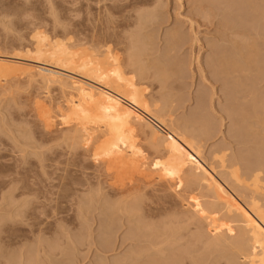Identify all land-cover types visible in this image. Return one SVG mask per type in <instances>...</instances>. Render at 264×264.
Segmentation results:
<instances>
[{
	"label": "rangeland",
	"instance_id": "374dc122",
	"mask_svg": "<svg viewBox=\"0 0 264 264\" xmlns=\"http://www.w3.org/2000/svg\"><path fill=\"white\" fill-rule=\"evenodd\" d=\"M236 1L234 22L246 14L244 2ZM220 3L0 0V54L45 61L33 51L39 31L85 58L102 57L111 47L127 65L133 54L151 77L139 66L126 67V77L154 97L167 119L188 122L202 144L196 160L217 165L213 158L222 151L228 159L256 152L255 142L235 140L226 114L229 92L245 87L225 81L230 79L219 73L214 59L222 48L235 51L230 30L217 23L225 5ZM256 21L262 34L253 42L258 67L252 87L256 98H264V20ZM42 62L29 61L34 74L0 64V264H193L196 255L199 264H229L214 259L230 254L226 247L238 230L227 224L211 192L187 168L157 178L165 150L153 144L148 126L137 128L136 148H123L114 158L93 157L107 133L96 104L95 85H101L89 80L90 88H73L71 80L83 78L77 74L44 79ZM175 63L182 74L174 72ZM250 138L264 140L257 134ZM255 155L240 160L256 164ZM152 208L161 210L146 215ZM137 225L143 226L140 233ZM147 236L156 246L142 240ZM207 244L219 252L211 251L213 256Z\"/></svg>",
	"mask_w": 264,
	"mask_h": 264
},
{
	"label": "bare ground",
	"instance_id": "6f19581e",
	"mask_svg": "<svg viewBox=\"0 0 264 264\" xmlns=\"http://www.w3.org/2000/svg\"><path fill=\"white\" fill-rule=\"evenodd\" d=\"M240 1H243L246 6V9L244 8L246 14L240 18L238 16V20L234 22L231 17L232 8L235 6L233 0H219V3H223H220V5L225 4L226 6H222L223 10L219 7L222 16L217 18V23L230 30L227 35L234 43L235 51L232 52L231 49H229L231 51H227L221 47L222 49L217 50L214 54V59L217 62L219 73L228 76V79H230H225V81H231L235 86L238 83V87H241V85L245 87L244 89L240 88L242 90L239 92L235 90H238L237 87L235 89L233 87L229 88L231 91L234 89L237 93L233 92L234 94H232V92H229L226 114L227 118L234 123L232 133L237 142L244 144L256 143L253 149L258 154L250 151V156L256 154L259 157L256 164L241 162L240 158L248 160L246 158H250L249 155L248 157H246L247 155L240 156L239 159H236V155L235 158L228 159L226 151L219 152V155L214 156L213 159L217 161V165L212 164V162L208 165L202 159V162L196 160L194 155L200 159L203 153L201 151L202 144L198 140V135L188 129V122H184L187 125L185 126L172 117L167 119L163 109L154 97L146 95L145 90L133 81L134 78L132 80V78L126 77L125 70L128 66H139L142 69V75L147 78L151 77L149 71L139 65L133 54L130 55L127 65L121 62V58L114 54L111 47H107L108 52L103 53L102 57L100 55V57L85 58L84 56H78L80 52L73 51L71 47L66 45L67 42L63 44L59 40L53 41L42 31H39L33 35L35 40L33 51L39 58L47 57L45 61L30 59L26 56L24 58V56L16 54H0V64L22 66L28 72L34 74L32 70L36 66L34 64L33 66L29 61H43L38 68L44 79L58 74H62L65 79H70L75 77L72 74H77L83 78L78 76L76 79L73 78L75 80H71L73 88L86 90L92 85L90 81L101 85L102 87L95 85L96 104L99 109V118L106 125L107 133L103 138L104 143L94 150L93 157L96 159L114 158L123 148H136L137 128L148 126L153 144L156 147L163 145L165 150H163L164 160L160 164L162 171L158 173L159 177L157 178H165L168 175L176 176L180 170L187 168V172L194 175L196 181L211 192L214 198L213 204L218 206L223 217L227 219L226 222L230 228L238 230V235L236 232V237H233V239L231 237L232 244L226 247L230 254L227 257L223 254L217 255L214 260H218V263H220V260L225 258L229 264H264V140L255 141L250 138V134H257L264 139V98L263 96L262 98H256V91L252 87L254 72L256 66L258 67L256 65L258 50L256 51L253 42L257 43L258 35L262 34L258 32L254 21L257 19L264 20V3H262V0ZM211 3L209 8L213 9L214 4ZM176 40L178 38H174V42ZM243 41L248 44L245 45ZM69 45L71 44L69 43ZM242 47L248 52H244ZM47 65H53L62 71L49 68ZM182 69L183 67L179 63H175L173 66L174 72L181 73ZM240 69L243 70L241 72H244V76L240 75L241 72H238ZM234 82L237 83L234 84ZM238 94L241 95L238 96ZM204 126L207 131H211V123L206 122ZM248 147L246 149H249ZM218 168L222 172H218ZM220 173H224V176H226H223L225 180L221 177L224 180H222L223 182L215 176L216 174L221 176ZM206 208L205 206L204 209ZM160 210L152 208L147 210L146 215H153ZM137 226L136 228L140 233L139 229L142 225ZM138 231L135 230L136 234L140 235L137 233ZM131 233L133 234V232ZM132 234L130 238H133ZM135 237L134 234V239H136ZM108 239L106 240L108 241ZM142 240L148 241L149 247H151L149 236L144 237ZM151 244L156 246L154 243ZM207 245L205 250H209L211 254L215 251L219 252L217 248H212L213 244ZM198 252H200V248ZM214 254L212 255L215 256ZM212 255L211 257H213ZM197 257L198 255L194 257L193 264H199ZM177 260H179V257ZM151 264H155V261L152 260Z\"/></svg>",
	"mask_w": 264,
	"mask_h": 264
}]
</instances>
